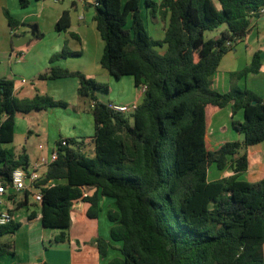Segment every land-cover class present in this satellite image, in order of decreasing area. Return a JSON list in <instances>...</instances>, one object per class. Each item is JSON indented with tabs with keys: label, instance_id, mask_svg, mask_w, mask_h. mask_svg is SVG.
Wrapping results in <instances>:
<instances>
[{
	"label": "trees",
	"instance_id": "trees-1",
	"mask_svg": "<svg viewBox=\"0 0 264 264\" xmlns=\"http://www.w3.org/2000/svg\"><path fill=\"white\" fill-rule=\"evenodd\" d=\"M94 1L104 41L101 66L115 79L131 76L136 86L147 88L135 112L126 114L100 98L109 95L107 84L82 71L51 66L39 76L77 78L78 96L93 104L95 121L93 136L68 138L64 146L58 142L57 160L37 181L42 226L61 230L53 243L70 242L74 203L87 204V217L97 219L100 198L106 197L116 208L107 212L109 240L99 238L96 244L103 258L113 243L121 245V257L108 264H264V178L240 180L249 166L247 148L264 142V101L239 87L215 91L211 82L223 57L247 36L252 18L261 15L264 0H145L151 17L159 13L167 19L160 40L145 26L141 0ZM4 13L11 30L17 29L19 22ZM223 26L219 37L206 39L207 32ZM69 27L65 10L56 30ZM34 30L28 46L44 37ZM76 55L63 49L50 63ZM260 68L258 52L250 66L232 76L256 74ZM15 86L11 79H0V181L7 188L15 170L30 167L26 154L5 147L14 141L16 115L67 106L48 95L21 99ZM229 105L232 128L244 139L211 149L209 118ZM241 111L242 122L235 119ZM87 139L90 153L83 148ZM212 166H230L233 174L210 180ZM88 189L95 191L87 194ZM30 197L25 190L16 208L29 206ZM20 227L14 221L0 226V257L16 256Z\"/></svg>",
	"mask_w": 264,
	"mask_h": 264
},
{
	"label": "crops",
	"instance_id": "crops-1",
	"mask_svg": "<svg viewBox=\"0 0 264 264\" xmlns=\"http://www.w3.org/2000/svg\"><path fill=\"white\" fill-rule=\"evenodd\" d=\"M28 1L29 6L23 9L20 0L19 3L18 0H0V79L13 80L16 83L15 95L21 99H33L37 95H48L54 100L67 103L66 107L56 106L46 110L33 111L29 114L16 115L14 141L5 147L14 149L17 155L26 154L30 166L29 170H31L42 158L50 159L59 141L68 138H76L81 141L83 137L88 138V136L94 135L95 121L91 111L93 104L79 98V80L73 77L56 80L39 78L51 67L52 56L59 53L60 48L67 47V43L70 51L78 53V55L65 58V62L58 63L57 66L71 71H82L99 83L107 84L110 88L107 100L110 103L140 105L145 93L142 87L136 86L133 77L125 76L121 79H115L101 66L104 41L95 21L94 0H71V9H57L49 3L52 0ZM64 1L53 0L54 3H62V5ZM127 1L122 0L123 4ZM154 1L159 3L161 0ZM144 2L145 0H141V15L149 24L147 19L149 13ZM65 10L69 11L70 27L64 31H57L56 24ZM4 11L14 15V18L17 17L19 26L14 31L9 27ZM29 20H34L33 22L37 24L35 28L44 34L41 41L39 40L40 42H34L30 46H28L29 41L24 44H20L19 41L24 37L30 38L28 34L30 27L27 25ZM152 24L160 30L161 38L159 40L163 39L167 19L162 20L159 13H156L152 17ZM14 36L18 37L17 40L14 39ZM47 36L50 37L51 43L45 42ZM258 52L261 62L258 73H251L238 78L232 76L250 66ZM211 82L212 89L215 91L227 93L234 87H239L256 93L264 101V14L252 18L247 36L223 57ZM67 115L70 120L64 123ZM27 119L31 120L33 124L30 125ZM235 119L242 122L244 120L243 111L239 112ZM232 120L231 105L211 114L207 134L211 149H216L228 141H243L244 136L232 128ZM43 139L46 141L44 142ZM87 141L83 147L85 151L88 147L92 149L90 141ZM247 154L248 170L240 176V180L256 183L264 178V142L248 147ZM213 168L216 167L212 166L210 170V180L222 179L233 174L230 166L224 170L216 168L218 171L212 172ZM46 170L47 168H42L40 173L44 174ZM56 183L53 181L50 182V185ZM94 191V189H88L87 194H92ZM28 192L31 194L29 206L17 209L16 202L23 199L24 191L16 192L10 188L7 189L3 204L0 205L2 209L11 210L14 222L21 224L16 234L17 240L25 226L31 231L33 227L40 225L45 231L41 224V211L35 201L34 193ZM100 207L99 217L90 219L86 214L88 205L82 201L74 203L72 224L69 229L71 241L67 243L76 242V247L70 257V264H108L112 259L121 257L119 250L121 245L118 243H113V247L108 249L106 257L103 258L99 253L96 240L99 238L109 240L112 224L107 217V212L116 208L114 201L112 199L107 200L105 197L100 198ZM106 208L107 212L105 211ZM30 214H33L32 219L29 218ZM55 236L57 234L53 233L51 244H53ZM17 240L16 250L19 249ZM32 243L31 235L28 233L22 244L30 250ZM30 252L27 256H21L16 261H19V264H53L47 258L40 259L38 255H35L36 259L32 260ZM17 256L18 252L16 256L1 257L0 264L15 263V259L11 260L10 257Z\"/></svg>",
	"mask_w": 264,
	"mask_h": 264
},
{
	"label": "rangeland",
	"instance_id": "rangeland-1",
	"mask_svg": "<svg viewBox=\"0 0 264 264\" xmlns=\"http://www.w3.org/2000/svg\"><path fill=\"white\" fill-rule=\"evenodd\" d=\"M18 3H19V0H18ZM49 3L51 5H53L54 7H56L57 9H60V8L61 9H63V8L71 9V6H70L71 0H65L63 5H62V3L61 4L60 3H54L53 0L51 2L49 1ZM28 6H29V4L26 7H22V8L26 9ZM147 19H148L149 24H147V22H145V26H146L149 34L151 35V37H153L154 39L158 40L159 38H161L160 30H158V27L155 28L153 26L152 17L150 15H149V17ZM147 19H146V21H147ZM7 21H8V19H7ZM33 21L34 20H29L28 23H27V25L30 27L29 30H28V34H29L30 38H33V36H34V28L37 26V24L35 22H33ZM223 28H224V26L221 27L218 30H215V31H212V32H207L205 34L206 39L219 37L220 36V32H221V30ZM40 41H38V42H40ZM50 41H51L50 37L47 36L45 42L51 43ZM63 49H66L67 51H70L68 43H67V47L60 48L59 51L61 52ZM63 62H65V58H60V59L56 60L55 62L51 63L50 66H52V65L53 66L54 65L57 66L58 63L60 64V63H63ZM73 62H78V61H73ZM100 98L102 100H104V101H107L108 96L100 95ZM65 118L66 119L63 122L64 123L69 122V120H70L69 116L67 115ZM27 122L30 125L33 124V122L31 120L27 119ZM35 122H37V120H35ZM88 138H89V136H88ZM87 140L89 141V139H87ZM43 141L45 142L46 140L43 139ZM91 150L92 149L90 147H88L86 152L90 153ZM214 170H217V169L213 168L212 172ZM106 199L107 200H111L110 198H106ZM105 211L107 212V208H106ZM60 232H61L60 229H51V228H45V231H43V229H42V227L40 225H39V227H37V225H36L35 227L32 228L31 231H29V228L27 226L23 227V229L21 230V233L18 235V240L16 239L17 235L15 236V241L17 240L19 242V249L16 250V252H18V256L17 257H14V258L10 257L11 260L15 259V263L13 262L12 264H19L20 262L16 261V260H18V258L21 257V256H27L29 251H31L30 255H32V257H31L32 260H35L36 259L35 255H38L40 257V259L47 258L53 264H70V257L72 256L73 249H75V247H76V242H74L73 244H69V243H53V244H51V242H50L51 239H52L51 238L52 234L55 233V234L58 235ZM28 233H30L31 239L33 241L32 249H30V250H28V248H26L24 246V244H22L23 243V239L25 238V236Z\"/></svg>",
	"mask_w": 264,
	"mask_h": 264
},
{
	"label": "built area",
	"instance_id": "built-area-1",
	"mask_svg": "<svg viewBox=\"0 0 264 264\" xmlns=\"http://www.w3.org/2000/svg\"><path fill=\"white\" fill-rule=\"evenodd\" d=\"M260 14H264V8L260 10ZM146 85L142 86L143 91L146 90ZM110 107L121 113L131 114L138 108V104H111ZM62 145H68L67 139L62 140ZM58 153L56 150L52 153L50 159L42 158L39 160L31 170L25 171L23 169H17L13 172L12 183L8 188L20 191H31L34 193L35 201L40 204L42 202V194L36 187V183L41 177L40 170L42 168H48V166L57 160ZM3 182L0 181V205L3 204L4 196L7 194L8 189ZM14 221V216L8 209L0 208V226H5Z\"/></svg>",
	"mask_w": 264,
	"mask_h": 264
},
{
	"label": "water",
	"instance_id": "water-1",
	"mask_svg": "<svg viewBox=\"0 0 264 264\" xmlns=\"http://www.w3.org/2000/svg\"><path fill=\"white\" fill-rule=\"evenodd\" d=\"M17 38H18L17 36H14V39H15V40H17ZM29 39H30V38H28V37H24V39L19 40V41H20V44H24V43L28 42ZM254 104H255V102H254Z\"/></svg>",
	"mask_w": 264,
	"mask_h": 264
}]
</instances>
